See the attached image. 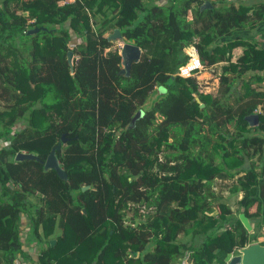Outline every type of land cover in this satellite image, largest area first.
I'll return each mask as SVG.
<instances>
[{
	"label": "trees",
	"instance_id": "16d2710c",
	"mask_svg": "<svg viewBox=\"0 0 264 264\" xmlns=\"http://www.w3.org/2000/svg\"><path fill=\"white\" fill-rule=\"evenodd\" d=\"M58 1L0 0V264L29 257L23 217L30 246L56 240L29 264H228L264 225V104L256 126L245 120L264 100V45L240 34H264V2ZM110 26L141 49L128 75ZM190 45L205 67L222 63L215 95L176 74ZM157 85L166 94L132 124ZM62 137L66 180L44 169ZM216 179L243 193L234 217Z\"/></svg>",
	"mask_w": 264,
	"mask_h": 264
},
{
	"label": "water",
	"instance_id": "95a60500",
	"mask_svg": "<svg viewBox=\"0 0 264 264\" xmlns=\"http://www.w3.org/2000/svg\"><path fill=\"white\" fill-rule=\"evenodd\" d=\"M213 6L209 0L204 1L201 5L200 9H211ZM38 31L37 27H33L28 30L27 34H32ZM108 40L110 41H121L123 42L124 37L118 28L113 29V31L107 36ZM121 56V70L120 73H125V75L129 74L130 67L132 62H136L140 59L141 56V49L134 44L133 42H123L121 50L119 52ZM73 58L74 54L72 51L67 52V62L69 64L70 71L73 70ZM166 94V89L162 85H157L152 92L147 97L146 101L144 102L142 108H139L136 113L133 115L131 119V123L134 124L136 119L143 115L144 110L150 109L155 101L159 98L163 97ZM195 100L199 102V98L195 95ZM200 108L204 105L203 103H199ZM245 120L248 122L250 127H254L258 124L259 116L257 113H252L245 116ZM65 142V138L62 137L61 141H59L56 145H54L49 154L47 155L44 161V169L49 170L53 169L60 179L66 180V172L60 166L59 161L56 156V152L60 151L62 143ZM24 159H35L38 160V157L33 153L27 152H18L15 154L14 160L15 161H22ZM89 185L82 186L81 190L84 191L89 189ZM83 212L85 210L83 209ZM238 218L242 225L246 228L248 232H252V224L251 220L243 213L240 212L238 214ZM55 239L50 240V245H54ZM137 256V252H134V257ZM228 264H264V244H260L259 242H252L247 246L238 250V254L232 255L228 262ZM15 264H21L18 259L15 260Z\"/></svg>",
	"mask_w": 264,
	"mask_h": 264
},
{
	"label": "rangeland",
	"instance_id": "374dc122",
	"mask_svg": "<svg viewBox=\"0 0 264 264\" xmlns=\"http://www.w3.org/2000/svg\"><path fill=\"white\" fill-rule=\"evenodd\" d=\"M161 2H164L165 3V0H160ZM210 1V0H209ZM259 1H262L264 2V0H248V3H256V2H259ZM236 4H238V2L236 1L235 2ZM192 15H191V12L189 11L187 13V18L188 19H191ZM248 24V23H247ZM112 27L110 26L106 32L104 33V35H109L111 32H112ZM240 34H242V36L244 37H248V38H253V40L259 42V44L261 45H264V34H262V31L258 32V29L255 28V29H251V28H248L246 31H243L241 32ZM77 39H73V42L72 43H76ZM115 44L113 46V48H117L119 50H121V44H123V42H127V40H123V42L121 41H113ZM241 52V50L239 48H235L233 50V54H235V56H238V53ZM221 65L222 63H217L215 65H212V66H208L206 67V69L204 71H202L200 74H198V77H199V83H198V89L200 90H205L206 92L208 93H211L213 95H215L217 93V90H218V87H219V75H220V72H221ZM250 75V73H248L246 76ZM254 87L257 88V84L253 83ZM241 85L240 81H238L237 83V88H239ZM262 89V88H261ZM242 90V88L240 89ZM233 99L230 100V102H232ZM251 100V101H250ZM255 99H248V100H245L241 105L240 104H236L234 106V111L235 113L237 114L241 108H238L239 106H242V105H247L248 103L250 104L252 101H254ZM264 104V100H260L258 102V105H257V109L254 111V112H262L263 109H262V105ZM0 106H2V104L0 103ZM254 132L251 131V133H249V135L253 134ZM263 155H264V151H263ZM248 164H243L244 166H239L237 168H233L232 169V173H235L236 174L234 175V179L236 180L237 177L239 176H242L244 174V170L248 169L249 167V164L251 163V160L250 161H247ZM231 183H229V180H225L223 181V183H220L219 180H214L212 182V185H211V190H213L214 192L217 191V189H219V192H217V194H220L224 199L228 200L229 203L231 204V206L235 207V211H237L238 208H236L238 206V198H240V196L242 195L241 191L239 192H236V193H232L231 191V188H229V190H224V189H227V187L225 186H230ZM220 186V187H218ZM231 196H236V199L235 198H232L230 199ZM234 200V201H233ZM214 204V208L215 210L218 209V207L215 205V202H213ZM144 210V209H143ZM28 218L26 217H23V220H22V225H23V230H22V237H23V242L26 246H29L28 244H31L33 243L32 242V238L28 237L27 241H26V236H27V232H28ZM264 227V225H263ZM262 227V228H263ZM262 228L258 231L260 233V236L261 235H264V230H262ZM264 229V228H263ZM29 234V233H28ZM29 236V235H28ZM181 237V236H180ZM43 240L41 242H37L35 246V249L33 250H38L39 247L42 248V247H46L47 245V242H50L49 238H42ZM253 242H257L256 241H253ZM154 243L151 242L149 243V246H148V249L151 248V246L153 245ZM234 255V254H233ZM24 264V262H23Z\"/></svg>",
	"mask_w": 264,
	"mask_h": 264
},
{
	"label": "built area",
	"instance_id": "2783aa9c",
	"mask_svg": "<svg viewBox=\"0 0 264 264\" xmlns=\"http://www.w3.org/2000/svg\"><path fill=\"white\" fill-rule=\"evenodd\" d=\"M75 1L76 0H60V1H58V3H59V5H63V4L72 3ZM28 22L34 23L35 19L32 18ZM77 42H78V39H77ZM121 47H122V44H121ZM186 52L189 55V60L186 64H184L178 68V71L176 74L181 76V77H195L197 80V83H199L198 74H200L202 71H204L206 69V67H205V65L202 64L194 45H190ZM199 91L203 92V93H208L205 90H201V89ZM254 113H256V112H254ZM186 262H187V260L185 258L184 261L181 262L180 264H186Z\"/></svg>",
	"mask_w": 264,
	"mask_h": 264
},
{
	"label": "crops",
	"instance_id": "0c3cea01",
	"mask_svg": "<svg viewBox=\"0 0 264 264\" xmlns=\"http://www.w3.org/2000/svg\"><path fill=\"white\" fill-rule=\"evenodd\" d=\"M237 48H239L240 50H241V48L240 47H237ZM234 50V49H233ZM241 52H239L238 53V55L240 54ZM236 58H237V56H235V54H233V56H232V60H236ZM256 158H253L252 160H255ZM246 164H248V162H246ZM259 166H261V163H259ZM225 190H229V189H225ZM241 194H243V193H241ZM242 196V195H241ZM241 196H240V198H241ZM232 198H235L236 199V196H231L230 197V199H232ZM240 198H238L237 197V199L236 200H238V199H240ZM234 201V200H233ZM234 206V205H233ZM232 206V207H233ZM235 207H233L232 208V210H233V213H232V217H234L235 215H236V213H237V211H235V209H234ZM236 208H238V206L236 207ZM256 210V204H254L250 209H249V211L250 212H254ZM251 220V219H250ZM251 224H252V228H253V222L251 221ZM264 228V227H263ZM262 228V230H264ZM26 241H27V237H26ZM22 242H23V237H22ZM257 242H259L260 244H264V235H261V236H259V237H257ZM29 246H26L25 244H24V242H23V248L24 249H26V250H24V252L26 253V254H28V258H20V259H18L19 261H20V263L21 264H23V262H24V264H29V262L30 261H36V258H37V252H38V250H33V249H35V246L33 245V246H30V244H28ZM138 255V254H137ZM232 256V255H231ZM135 257H137V256H135Z\"/></svg>",
	"mask_w": 264,
	"mask_h": 264
}]
</instances>
